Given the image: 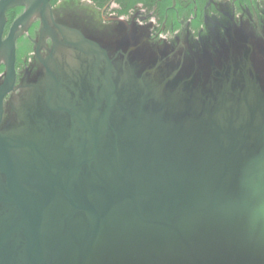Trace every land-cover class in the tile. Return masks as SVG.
<instances>
[{"label": "water", "instance_id": "95a60500", "mask_svg": "<svg viewBox=\"0 0 264 264\" xmlns=\"http://www.w3.org/2000/svg\"><path fill=\"white\" fill-rule=\"evenodd\" d=\"M65 13L0 0V264H264V24L157 51Z\"/></svg>", "mask_w": 264, "mask_h": 264}, {"label": "flooded vegetation", "instance_id": "af4514ba", "mask_svg": "<svg viewBox=\"0 0 264 264\" xmlns=\"http://www.w3.org/2000/svg\"><path fill=\"white\" fill-rule=\"evenodd\" d=\"M84 5L91 4L101 12L110 16L118 15L127 10V17L135 22L141 21L145 27H152L154 37L164 42L175 41L189 37L199 41L203 34L207 35L212 24L224 34V27H249L255 29L256 22L264 24V0H105L99 5L96 0H79ZM62 0H53L55 8ZM22 8H14L8 13V25L4 30L7 36L13 20L21 13ZM105 11V12H104ZM40 22L35 20L29 28V33L19 39L16 66L18 71L29 67L33 56V43L37 36ZM206 32V33H205ZM184 34V37L181 36ZM4 66L0 67V75Z\"/></svg>", "mask_w": 264, "mask_h": 264}, {"label": "rangeland", "instance_id": "374dc122", "mask_svg": "<svg viewBox=\"0 0 264 264\" xmlns=\"http://www.w3.org/2000/svg\"><path fill=\"white\" fill-rule=\"evenodd\" d=\"M160 0H154V2H159ZM105 2V1H104ZM109 1L105 2L108 3ZM59 7L65 10L66 18L72 20L77 25L79 24L84 30L94 31L97 34L104 35V37H112L118 26L116 20L107 22L103 21L101 16L105 19L108 16L107 12H101L97 7H93L91 4L84 5L79 0H62L59 3ZM110 16L113 15L112 11L109 13ZM115 23V24H114ZM206 33V32H205ZM202 36H205L203 34ZM199 43L193 37H189L188 44Z\"/></svg>", "mask_w": 264, "mask_h": 264}, {"label": "bare ground", "instance_id": "6f19581e", "mask_svg": "<svg viewBox=\"0 0 264 264\" xmlns=\"http://www.w3.org/2000/svg\"><path fill=\"white\" fill-rule=\"evenodd\" d=\"M127 10H122L120 11V13L116 16L113 15L114 17H117L119 20L124 21L126 26H136V27H141L144 28V33H146V35L149 36L150 39H152V44L151 46L153 48H156L157 51H168L171 49L175 48V41H171L169 42L167 40V42H164L163 40L160 39H156V37H154L153 31H152V27H148L147 25L144 27L141 24V21L135 22L132 19H130L129 17H127ZM121 35L120 34H115L113 35L111 38H109L111 41H116L117 39H120Z\"/></svg>", "mask_w": 264, "mask_h": 264}, {"label": "trees", "instance_id": "16d2710c", "mask_svg": "<svg viewBox=\"0 0 264 264\" xmlns=\"http://www.w3.org/2000/svg\"><path fill=\"white\" fill-rule=\"evenodd\" d=\"M96 1L98 2V0H96ZM104 1H105V0H99V2H98V3H99V5H100V4H103V3H104Z\"/></svg>", "mask_w": 264, "mask_h": 264}]
</instances>
